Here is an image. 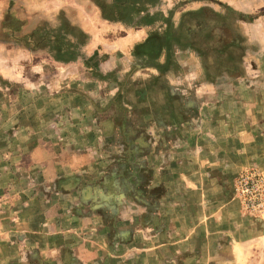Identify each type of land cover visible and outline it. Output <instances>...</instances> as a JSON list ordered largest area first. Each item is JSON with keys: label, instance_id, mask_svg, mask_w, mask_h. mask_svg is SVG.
Listing matches in <instances>:
<instances>
[{"label": "crops", "instance_id": "obj_1", "mask_svg": "<svg viewBox=\"0 0 264 264\" xmlns=\"http://www.w3.org/2000/svg\"><path fill=\"white\" fill-rule=\"evenodd\" d=\"M219 8L153 29L127 99L0 87V264H264L233 193L264 173V0Z\"/></svg>", "mask_w": 264, "mask_h": 264}, {"label": "rangeland", "instance_id": "obj_2", "mask_svg": "<svg viewBox=\"0 0 264 264\" xmlns=\"http://www.w3.org/2000/svg\"><path fill=\"white\" fill-rule=\"evenodd\" d=\"M146 1L144 4V0H115L116 3L113 0H0V27L7 11L22 25L19 34L0 28V87L14 92L17 87L24 90L34 86L33 89L43 92L51 88L78 89L85 83L91 88L100 87V81H105L107 87L117 88L118 98L127 99L130 90L142 88L143 78L149 74L148 70H143L146 61L138 54H142L141 46L146 45L145 39L153 29L164 28L166 18L172 28H179L182 13L206 6L220 11L223 4V0H150L149 4ZM58 17H64L68 24L86 34V45L92 44L87 49L78 47V56L70 62L57 61L46 49L33 51L23 46L25 34L41 22L56 26ZM6 20L9 27L18 24L13 18ZM149 23L151 29L146 26ZM126 34H133L135 38L129 47L125 45ZM120 49L124 52L120 53ZM110 57L113 70L102 75ZM27 92L30 94L29 90ZM135 106L138 107V102ZM135 112L141 116L138 110ZM26 113L31 119L32 114Z\"/></svg>", "mask_w": 264, "mask_h": 264}, {"label": "trees", "instance_id": "obj_3", "mask_svg": "<svg viewBox=\"0 0 264 264\" xmlns=\"http://www.w3.org/2000/svg\"><path fill=\"white\" fill-rule=\"evenodd\" d=\"M113 1L115 2V0ZM12 14L13 13L9 11L5 12L0 28L3 31L8 28L5 31L7 33L19 34L22 28L21 21L14 18ZM8 17L13 18L14 22L18 24L15 27H9L6 20ZM202 21L205 22L208 21V19L204 18ZM79 37H82V42ZM74 39H77L78 42H74ZM22 41L25 49L33 51L46 49L55 56L57 61L62 62L74 60V58L78 56V47L85 46L87 43L86 34L80 29H76L75 26L68 24L64 17H58L56 26H51L47 22H41L28 34H25Z\"/></svg>", "mask_w": 264, "mask_h": 264}, {"label": "built area", "instance_id": "obj_4", "mask_svg": "<svg viewBox=\"0 0 264 264\" xmlns=\"http://www.w3.org/2000/svg\"><path fill=\"white\" fill-rule=\"evenodd\" d=\"M233 193L245 215L264 216V173L256 168L241 171L233 185Z\"/></svg>", "mask_w": 264, "mask_h": 264}, {"label": "flooded vegetation", "instance_id": "obj_5", "mask_svg": "<svg viewBox=\"0 0 264 264\" xmlns=\"http://www.w3.org/2000/svg\"><path fill=\"white\" fill-rule=\"evenodd\" d=\"M146 0H144V4H146ZM150 3V0H148V4ZM134 8V7H133ZM130 10V9H129ZM119 12V11H118ZM165 22H164V27H165V29L167 30V36L169 37V36H171V38L174 36V33L176 34V32H175V30H176V28L174 29V28H172V26H171V24L169 23V21H168V18H166L165 20H164Z\"/></svg>", "mask_w": 264, "mask_h": 264}]
</instances>
